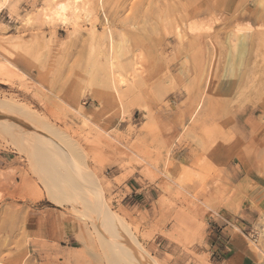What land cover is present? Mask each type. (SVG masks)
<instances>
[{
	"label": "rangeland",
	"instance_id": "rangeland-1",
	"mask_svg": "<svg viewBox=\"0 0 264 264\" xmlns=\"http://www.w3.org/2000/svg\"><path fill=\"white\" fill-rule=\"evenodd\" d=\"M0 65V102L25 111L0 110V264H112L106 217L155 264H263L264 186L232 199L264 176V0H0Z\"/></svg>",
	"mask_w": 264,
	"mask_h": 264
},
{
	"label": "bare ground",
	"instance_id": "bare-ground-1",
	"mask_svg": "<svg viewBox=\"0 0 264 264\" xmlns=\"http://www.w3.org/2000/svg\"><path fill=\"white\" fill-rule=\"evenodd\" d=\"M103 1V0H101ZM100 3V1H99ZM179 3V2H178ZM103 4V2H102ZM90 6V5H89ZM69 7V4L68 2H65V3H61L59 4V6L57 7L59 9L60 12H66L67 9ZM73 8V7H72ZM70 11V10H69ZM190 21V20H189ZM188 21V22H189ZM104 23L105 25L109 24V21L108 20H104ZM187 31L189 32L190 35H200L202 32H206L207 29H206V24L201 22V21H198V20H193L190 21L189 23H187ZM246 28V27H245ZM251 28L250 27H247V30H250ZM249 33V32H248ZM246 31L244 32V28H237L236 31L232 34V39L230 38V47L232 48V50H236L238 46H240L241 44L244 43L246 37H247V34ZM109 40H111V38H109ZM228 44V43H227ZM240 44V45H239ZM239 50V49H238ZM237 50V51H238ZM112 51V49H111ZM232 52V51H231ZM235 52V51H234ZM112 53V52H111ZM238 54V52H236ZM109 54V53H108ZM233 55V54H232ZM234 56V55H233ZM113 58V57H112ZM112 58H110V61L112 60ZM0 75L3 76L5 79H8L10 77H13V75L15 76L16 74L12 71H10L5 65H0ZM4 79V80H5ZM13 105V104H11ZM10 105V102L9 104H4L2 102H0V110H4V111H8V112H11V111H14V110H17L18 111V107L16 106V104H14L13 106ZM17 108H15V107ZM20 111H22V109H19ZM18 111V113L20 112ZM27 111V110H26ZM25 113V111H22V113ZM14 113V112H12ZM20 113V115L22 114ZM23 113V114H24ZM30 114V113H29ZM19 115V114H17ZM19 115V116H20ZM32 115V113H31ZM31 117V116H30ZM33 117H34V114H33ZM33 117L31 118H28V119H32ZM36 117V116H35ZM34 117V118H35ZM26 119V118H25ZM27 119V120H28ZM37 119V118H35ZM30 121V120H29ZM41 121V120H40ZM23 122V121H22ZM31 122V121H30ZM32 122H35V120ZM31 122V123H32ZM44 123V122H43ZM25 124V123H24ZM39 125V123H37ZM48 124V123H47ZM1 126V125H0ZM28 126V125H27ZM37 126V125H36ZM35 126V127H36ZM45 126L42 125V127ZM38 128V127H37ZM44 129V128H43ZM45 129H48V128H45ZM51 129V128H50ZM49 131V130H48ZM52 131V130H51ZM49 131V132H51ZM53 132L54 129H53ZM48 133V132H46ZM56 133V132H55ZM50 134V133H49ZM48 134V135H49ZM51 136V134H50ZM240 159V157H239ZM240 187V186H239ZM254 187V186H253ZM242 189V188H241ZM240 190V189H239ZM209 201V200H208ZM208 203V202H207ZM116 219V218H115ZM118 219V218H117ZM120 222H117L116 221V225H115V220L112 219V218H108L106 217L104 219V221L102 222L103 225H110L109 227L111 228V230L113 232H115V235L112 237V238H105V239H108L109 241H112L113 245L109 243V248H110V252L113 254L111 256V261H112V264H155V262H151L150 260H152V258L150 260L148 259H145V258H142L138 253L137 251L134 249V247L130 244V241L127 240L126 241V237L124 235V233H121V229H124V223L123 221L119 220ZM93 222V221H92ZM91 223V222H90ZM105 223V224H104ZM97 224V223H96ZM95 222H93V227L94 225H96ZM82 226V225H81ZM94 230V229H93ZM98 230V229H97ZM111 232V231H110ZM95 233V232H94ZM87 234V233H86ZM89 234V233H88ZM99 233H97L96 235L98 236ZM100 236V235H99ZM97 237L98 239L100 237ZM81 237V236H80ZM128 237V236H127ZM82 239V237H81ZM102 239V237L100 238ZM128 239V238H127ZM92 240V239H91ZM103 240V239H102ZM84 242V241H83ZM137 242V241H136ZM82 243V242H81ZM138 246V245H137ZM108 248V249H109ZM138 248V247H137ZM141 248V247H140ZM139 252V251H138ZM145 254V253H144ZM147 254V253H146ZM113 259V260H112ZM258 259V258H257ZM261 263L264 264V254L261 256L260 259Z\"/></svg>",
	"mask_w": 264,
	"mask_h": 264
},
{
	"label": "crops",
	"instance_id": "crops-1",
	"mask_svg": "<svg viewBox=\"0 0 264 264\" xmlns=\"http://www.w3.org/2000/svg\"><path fill=\"white\" fill-rule=\"evenodd\" d=\"M238 2L239 0H232V4L235 6ZM178 68L181 69L183 74L188 78L195 75L194 63L189 56H184L182 60L178 62ZM245 174L247 175L242 174L243 177L237 179L238 185H236V198L232 199V205H237V201H240L241 207L245 206L243 199L246 196H248V204L251 205L252 200H254L258 196V194L262 192L261 189L264 186V176L257 175L256 177H251L249 175L250 172H245ZM234 175L236 177L241 176L238 171ZM247 185L250 186L248 187ZM126 188L129 190V192L127 191V189H123V192L125 193L123 199L124 201L126 200L128 202V205H131L132 207H142L143 204L147 202V189H145L144 185L139 182V179H132L126 184ZM227 205L230 206V204ZM237 211L238 210H236L235 212ZM215 225V227L209 229V246L213 249V254L217 256L229 254L227 252L228 247L221 245V233L225 231V228H223L220 223H215ZM239 256V264H250L249 258L242 252L234 255L230 260H233Z\"/></svg>",
	"mask_w": 264,
	"mask_h": 264
}]
</instances>
